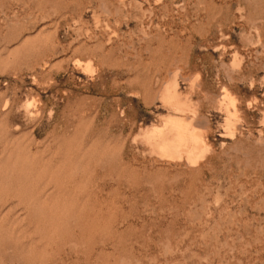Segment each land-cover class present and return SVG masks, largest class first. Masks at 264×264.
<instances>
[{"label": "rangeland", "instance_id": "1", "mask_svg": "<svg viewBox=\"0 0 264 264\" xmlns=\"http://www.w3.org/2000/svg\"><path fill=\"white\" fill-rule=\"evenodd\" d=\"M0 264H264V0H0Z\"/></svg>", "mask_w": 264, "mask_h": 264}, {"label": "bare ground", "instance_id": "2", "mask_svg": "<svg viewBox=\"0 0 264 264\" xmlns=\"http://www.w3.org/2000/svg\"><path fill=\"white\" fill-rule=\"evenodd\" d=\"M195 122V121H194ZM197 125V124H196ZM203 125V124H202ZM191 135V134H190ZM191 136H193V135H191ZM180 139H181V142H180V145L182 146V147H184V148H187L188 149V153L190 154V155H192V153H194L195 152V150H196V143H197V138L196 139H194V141H192L193 143H190V141H188V139H186V137L185 136H183V135H181V137H180Z\"/></svg>", "mask_w": 264, "mask_h": 264}]
</instances>
